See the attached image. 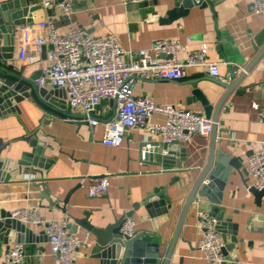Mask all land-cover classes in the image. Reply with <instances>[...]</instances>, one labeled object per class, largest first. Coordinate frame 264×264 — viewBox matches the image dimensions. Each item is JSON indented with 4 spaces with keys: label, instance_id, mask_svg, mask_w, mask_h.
<instances>
[{
    "label": "crops",
    "instance_id": "crops-1",
    "mask_svg": "<svg viewBox=\"0 0 264 264\" xmlns=\"http://www.w3.org/2000/svg\"><path fill=\"white\" fill-rule=\"evenodd\" d=\"M30 3L40 6L39 0H30ZM178 6L177 0H75L69 16L59 8L49 13L39 8L34 14L37 19L52 17L61 34L80 27L92 36L114 37L124 49H146L161 39H177L189 51L206 45L207 59L218 64L219 78L211 77L205 69L189 67L182 81L138 80L133 92L137 97L148 96L159 105L170 104L205 115L200 100H189L193 97V90L199 89L212 106L211 117L225 92L214 81L231 83L255 62L221 107L214 163L218 153L224 151L225 155L242 159L243 164L240 172L232 169L222 190L220 209L232 215L233 223L238 225L236 258L227 250L225 264H264V196L257 200L250 193L253 180L247 169L248 158L264 141V122L251 107L252 102L264 106V15L251 9L250 0H218L215 5L194 6L184 16L171 13ZM35 24L19 29L17 51L25 30ZM34 35L42 36L44 32L38 31ZM48 50L46 47V54ZM36 56L38 54L30 51L27 58L20 61L19 68L28 79L40 74L48 63L43 51L39 54V61H33ZM159 58L166 57L159 55ZM179 58H186V53H181ZM42 105L38 99H26L19 104L20 114L0 117V137L10 143L2 152L3 157L18 159L22 151L30 150L27 143L20 140L40 128L44 116ZM67 113L85 116L82 109L68 105ZM114 113L113 103L104 100L95 113L99 123L94 127L85 123L78 126L68 115L47 116L52 122L42 130L49 136L48 143L52 146L45 151V158L51 160L49 168H22L2 176L0 208L11 213L18 209H37L42 220V225L26 223L38 240L23 244L26 251L23 264H57L43 225L52 220H66L69 234L80 242L73 253L74 264H101L100 259L91 254L93 235L82 227L72 228L73 218H84L85 213H89V221L101 229L118 225L124 217H131L137 234L153 230L154 221L158 222L159 237L156 240L161 243V264L166 259L191 189L209 162L211 135L207 138L195 136L190 142L180 143L185 149L181 166H159L155 163L161 162L162 151L153 159L142 158L143 152L151 151L152 143H163L160 135L148 132L145 127L127 129L120 146L110 147L103 143L104 123L112 119ZM164 122L165 117L159 114H152L148 119L149 124ZM179 154L181 151L177 152ZM176 159L180 160V157L176 156ZM94 176L109 177L106 194L89 195L88 179ZM174 180L168 188L170 199L176 200L174 210L167 222L160 221V208L154 206L151 215L144 206L145 201L154 189ZM45 189L54 204L44 197ZM68 194L70 197L65 204ZM210 207L207 200L195 199L167 264H208L198 249L202 235L198 214L202 210L209 212ZM62 208H66V212ZM7 249V244L0 241V264H7L4 261Z\"/></svg>",
    "mask_w": 264,
    "mask_h": 264
},
{
    "label": "built area",
    "instance_id": "built-area-1",
    "mask_svg": "<svg viewBox=\"0 0 264 264\" xmlns=\"http://www.w3.org/2000/svg\"><path fill=\"white\" fill-rule=\"evenodd\" d=\"M39 1L44 12L49 13L59 8L66 16L72 13L75 2ZM250 7L254 12L264 15V0H250ZM38 31H43L44 35H34ZM43 47H49L46 54L48 63L42 67L41 75L35 81L36 87L50 85L53 89L65 90L66 104L71 108L82 109L86 121L93 127L99 123L95 113L102 101L113 103L114 116L104 123L105 145L120 146L125 131L137 126L160 135L166 143H187L195 136L207 138L212 134L213 121L204 114L170 104L159 105L150 97H137L133 92L138 80L182 81L189 67L205 69L211 77L219 78L218 64L208 61L206 45L201 49L189 51L188 47L177 39H161L152 42L146 49H124L114 37L92 36L80 27L61 34L57 31L52 17L47 16L42 22L25 30L17 58L23 61L32 51L38 54L33 61H39ZM184 52L186 58L180 59L179 55ZM159 55L166 58L161 59ZM251 107L258 112L260 121L264 122V106L252 102ZM152 114L164 116L165 122L149 124L148 119ZM144 154L143 152V157ZM247 169L253 180L251 187L264 190V141L248 158ZM88 182L90 196L108 192V176L90 177ZM12 217L27 224L42 225L37 209H18L12 213ZM43 225L57 264H74L73 253L80 246V242L69 234L66 220H52ZM135 225L131 217H124L122 236L133 238L137 234ZM198 225L202 230L198 249L204 254L207 263L225 264L222 251L224 242L216 229L215 218L202 210L198 214ZM25 258L23 244L9 247L4 254L7 264H23Z\"/></svg>",
    "mask_w": 264,
    "mask_h": 264
},
{
    "label": "water",
    "instance_id": "water-1",
    "mask_svg": "<svg viewBox=\"0 0 264 264\" xmlns=\"http://www.w3.org/2000/svg\"><path fill=\"white\" fill-rule=\"evenodd\" d=\"M179 6L171 13L177 12L179 15H186L194 6L205 7L209 4L215 5L218 0H177ZM41 8L37 5H31L30 0H3L0 1V117L11 113H21L19 104L26 99H38L43 103L41 109L44 116L40 120V128L33 131L31 134L22 138L20 141L27 143L29 151H22L18 159L3 157L2 152L6 150L10 143H5L0 137V180L7 173L21 171L22 168H39L47 170L51 160L45 158L46 149H51L52 146L48 143V135L43 132V128L47 124H51L52 119L47 116L60 117L59 114L68 115L75 119V124L85 123L86 116H77L72 113H67L66 92L65 90L53 89L50 85L38 88L35 85L36 79L41 75H35L30 79L23 75L20 70V60L17 59L16 43L20 28L24 29L31 23H38L44 20V17L35 18L34 11ZM30 14H33V16ZM263 52V51H262ZM43 54L46 55V47H43ZM169 58V57H168ZM255 62L247 68L249 72ZM246 73H242L231 83L214 81L225 89L224 94L218 102V105L211 117V108L207 97L199 89L193 90V97L200 100L205 109V116L212 118L213 131L211 134V150L210 158L206 167L202 170L199 177L195 181L189 197L184 205L177 231L173 241L166 254V259L162 264H167L173 251L177 235L183 225L185 216L192 207L196 198L207 200L211 204L209 213L216 220V229L220 233L223 242V255L227 250L236 258L235 243L237 242L236 230L238 225L233 223V217L220 209L222 190L224 183L234 169L236 172L242 167V159L225 155L224 151L218 153L216 162L214 163L215 140L217 136L218 117L221 107L229 95L236 89ZM144 147V146H143ZM151 151L145 153L144 160L153 159L154 155L161 153V162L155 163L161 165H177L181 166L184 161V148H181L179 142L151 144ZM181 151L182 154L177 155ZM180 157V160L176 159ZM240 172V171H239ZM246 172V171H244ZM170 184L157 187L153 192L149 193L145 201V208L149 214H153L154 206H158L162 218L160 221L167 222L169 214L174 210V202L171 200L168 188ZM250 193L259 200L264 196V190H257L254 187L249 188ZM46 197L52 204L48 191H43ZM70 194L67 195L64 203L67 204ZM66 212V208H62ZM89 213H85L84 218H73V230L82 227L94 237L91 254L93 257L100 259L101 264H161L160 251L161 243L156 240L159 237L158 222L154 221L153 230L144 231L136 234L133 238H125L121 234L122 221L118 225L108 226L101 229L93 225L88 218ZM74 232V231H73ZM47 236V235H46ZM48 238V236H47ZM33 230L26 223L18 218L12 217L11 212L4 211L0 208V241L7 244L8 248L12 244H24L37 241ZM49 241V238H48Z\"/></svg>",
    "mask_w": 264,
    "mask_h": 264
}]
</instances>
